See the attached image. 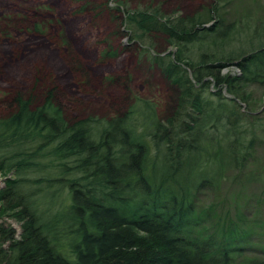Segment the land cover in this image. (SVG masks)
<instances>
[{"label": "trees", "instance_id": "1", "mask_svg": "<svg viewBox=\"0 0 264 264\" xmlns=\"http://www.w3.org/2000/svg\"><path fill=\"white\" fill-rule=\"evenodd\" d=\"M212 2L183 16L118 3L125 15L118 27L131 39L149 51L163 37L175 49L168 61L148 55L174 93L165 116L139 100L149 118L140 122L134 106L106 120L95 140V122H67L55 89L10 98L0 116V175L16 179L0 188V264H264L245 256L247 247L264 246L248 244L253 236L237 230L240 222L206 227L209 210L194 205L205 187L264 181L242 173L259 125L236 103L250 105L249 87L264 89V19L227 23L220 0ZM227 66L240 74L222 76ZM209 84L231 99L208 93ZM55 181L68 189L65 206L49 194ZM5 218L19 224V235Z\"/></svg>", "mask_w": 264, "mask_h": 264}, {"label": "rangeland", "instance_id": "2", "mask_svg": "<svg viewBox=\"0 0 264 264\" xmlns=\"http://www.w3.org/2000/svg\"><path fill=\"white\" fill-rule=\"evenodd\" d=\"M92 1L88 5L77 0H0L1 117L6 112V103L15 94L28 95L32 92L40 96L46 89L57 91L58 103L67 122L88 119L95 122L92 124L95 128V140L98 139V129L104 126L106 120L132 110L139 100L157 103L158 106L153 104L152 107L159 115L165 116L164 114L172 112L174 93L158 67L151 66L148 61L151 56L148 55L159 56L168 61L175 49L168 46L163 37H158L155 40L156 47L149 48V51L146 45L135 38L131 39L132 36L126 33L124 25L118 27L119 20L125 16L123 7L119 6L117 9L118 3L126 4L129 11L159 5L164 15L183 16L203 11L202 7L213 4L212 0ZM106 2L108 4L104 8L103 4ZM220 2L227 23L244 17L264 19V0ZM146 50L148 53L144 52ZM106 51L115 53V56H105ZM180 67L184 68L182 64ZM220 74L240 73L235 66H227L221 68ZM188 78L191 80V76ZM218 89L220 88L215 84H209L208 93L218 92ZM220 90L222 96L231 99L223 89ZM247 91L251 99L250 105L248 102L236 103L241 112L257 115L256 119H248L260 127L255 132L251 156L242 173L264 175V89L251 86ZM247 107L250 108L248 111ZM137 108L140 109V122L149 118L145 114L147 111L138 106ZM132 118L136 119L135 116ZM151 120L152 118L149 122ZM136 128L139 134H143L140 125L137 124ZM44 152L46 149L41 153ZM41 159L40 157L39 161ZM59 173H52L50 177L58 178ZM30 178L38 176L30 175ZM15 179L14 172L2 173L0 188L5 186L6 180ZM241 183L227 181L216 188L205 187L196 196L194 205L199 212L209 210L210 217H203L202 220L206 227L228 224L236 229L235 224L240 222L241 226L237 230L242 229L253 236L247 243L262 247L264 181ZM41 186L45 188L47 184ZM49 191V194L54 195L55 204H68L66 186L57 183ZM48 200L46 195L44 204ZM4 220L19 235V224L12 219ZM208 232L213 233L212 230ZM247 248L248 250H243L245 256L264 258V252Z\"/></svg>", "mask_w": 264, "mask_h": 264}]
</instances>
